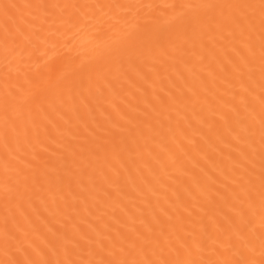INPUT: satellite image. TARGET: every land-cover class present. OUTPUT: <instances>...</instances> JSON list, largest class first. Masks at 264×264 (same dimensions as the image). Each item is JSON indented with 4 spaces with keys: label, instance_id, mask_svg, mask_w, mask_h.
I'll list each match as a JSON object with an SVG mask.
<instances>
[{
    "label": "snow or ice",
    "instance_id": "obj_1",
    "mask_svg": "<svg viewBox=\"0 0 264 264\" xmlns=\"http://www.w3.org/2000/svg\"><path fill=\"white\" fill-rule=\"evenodd\" d=\"M0 264H264V0H0Z\"/></svg>",
    "mask_w": 264,
    "mask_h": 264
},
{
    "label": "bare ground",
    "instance_id": "obj_2",
    "mask_svg": "<svg viewBox=\"0 0 264 264\" xmlns=\"http://www.w3.org/2000/svg\"><path fill=\"white\" fill-rule=\"evenodd\" d=\"M23 2V0H21ZM155 2H165V0H155Z\"/></svg>",
    "mask_w": 264,
    "mask_h": 264
}]
</instances>
